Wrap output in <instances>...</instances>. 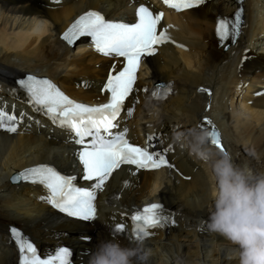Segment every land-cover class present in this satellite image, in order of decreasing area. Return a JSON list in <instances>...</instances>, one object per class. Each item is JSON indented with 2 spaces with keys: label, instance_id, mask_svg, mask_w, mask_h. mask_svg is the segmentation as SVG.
Listing matches in <instances>:
<instances>
[{
  "label": "bare ground",
  "instance_id": "6f19581e",
  "mask_svg": "<svg viewBox=\"0 0 264 264\" xmlns=\"http://www.w3.org/2000/svg\"><path fill=\"white\" fill-rule=\"evenodd\" d=\"M49 1L0 0V84L3 89L11 88L14 78L24 72L47 74L67 93L90 101L98 96L99 84L104 80L107 68L112 66L110 60L99 59L85 50L66 49L58 41V34L86 9L101 10L107 16L128 13L129 10L123 0H63L58 7H52ZM229 5L224 0H213L190 11L184 21L179 15L174 16L179 26L174 34L189 46V50L168 49L158 60L153 59L150 70L141 77L144 83H138L134 99L128 103L123 116L124 124L134 136L154 131L161 134L162 140L172 142L175 154L169 157L174 159L184 175L191 176L190 181L175 175L172 178L162 172L139 173V182L135 180L132 189L121 191L125 172L121 169L101 198L112 194L113 190L120 191L123 197L118 205H125L128 200L143 202L160 198L173 209H181V224L185 226L189 225V221H199L202 215L196 214L204 212L210 216L214 210L210 191L215 186V179L204 174L206 164L201 165L202 173L196 169V159L172 140L175 132L186 131L196 125L203 115L212 116L219 127L223 126L227 152L232 156L239 154V165L264 172V96L255 99L252 106L233 98L242 51L250 49L248 55L255 56L240 71L242 80L249 82L245 94L252 93L254 89L257 91V83L264 79V47L257 48L259 37L264 40V0H245L246 27L237 46L231 49L234 53H223L216 48L212 37L213 19L228 13ZM96 64L101 66L96 68ZM164 81L170 83L168 88L171 91L162 103L152 102L159 109V114L154 116L151 106L146 107L148 94L143 95L141 91L143 86L151 87L155 82ZM81 82L86 86L79 87ZM202 86L213 89L212 106L208 113L203 110L208 99L196 93V89ZM224 96L228 98L225 104L221 101ZM101 97L105 98V95ZM128 109L133 110L131 117L127 116ZM55 130L56 127L46 125L43 138L0 134V230L8 224H22L28 233L39 238H43V228L48 227L73 232L92 231L88 225L65 220L54 215L45 205L35 202L29 192L36 191L8 184L9 176L25 166L43 162L70 163L69 157H63L68 148L58 143L59 133ZM155 173L162 183L153 177ZM126 179L130 180L127 174ZM163 183L179 188L170 189ZM100 214L107 216L110 210L105 213L102 207ZM109 240L101 232L94 233L88 244L91 254L101 242ZM144 244L146 249L151 250L145 264H239L236 246L214 234L197 236L177 230L162 233L144 241ZM4 249L0 246V252ZM91 254L84 259L85 264H88ZM8 255L3 258V264H10L6 262ZM229 255L236 258L229 260Z\"/></svg>",
  "mask_w": 264,
  "mask_h": 264
},
{
  "label": "snow or ice",
  "instance_id": "6c2138e0",
  "mask_svg": "<svg viewBox=\"0 0 264 264\" xmlns=\"http://www.w3.org/2000/svg\"><path fill=\"white\" fill-rule=\"evenodd\" d=\"M204 2L205 0H163L165 5L176 11L193 8ZM136 17L138 19L134 23L109 22L99 12L89 11L80 16L63 35V39L69 44L82 36L91 37L98 53L106 57L121 58L120 69L113 67L102 89L110 94L107 103L98 106L78 103L65 95L51 81L31 75L26 80L18 82L20 87L26 90L35 110L43 111L55 125L66 130L76 144L84 146L79 153V160L85 173L83 179L95 183L90 186L91 190L77 187L74 183L76 177L62 175L54 167L47 165L28 168L13 180L42 185L48 193L46 197H42L44 202L70 217L84 221L94 220L97 191L103 190L106 182L121 166H135L136 171L170 167L164 154L153 146V136L147 137L145 146H139L129 142L126 138V129L114 132V129L119 127L125 101L134 92L137 71L143 58L153 56L158 51V46L171 40L167 29L158 32L163 13L154 14L149 7L141 5L136 11ZM235 19L236 23L232 25L231 33L228 19L219 20L216 32L221 40L226 41L230 35L237 34L239 13ZM152 95L160 98L159 91H154ZM132 114L133 110L128 109L127 116L131 117ZM5 121L8 122L7 125ZM17 122L14 114L10 115L0 109V128L15 133ZM207 124L212 125V121L208 120ZM209 135L211 144L224 151L220 134L214 126ZM86 138H90L87 143ZM161 211L160 204L151 203L131 216L137 240L149 237L150 229L163 226L167 217L161 215ZM117 231L123 232L124 225H117ZM10 232L18 245L20 264H70L71 253L67 248H60L54 256L41 259L36 247L22 237L20 230L10 226Z\"/></svg>",
  "mask_w": 264,
  "mask_h": 264
},
{
  "label": "clouds",
  "instance_id": "9594fccd",
  "mask_svg": "<svg viewBox=\"0 0 264 264\" xmlns=\"http://www.w3.org/2000/svg\"><path fill=\"white\" fill-rule=\"evenodd\" d=\"M164 97L159 98L162 103ZM151 114L158 115L152 99ZM173 142L203 164H210L215 186L211 196L214 210L206 222L210 233H215L236 246L239 264H264V172H255L247 165L234 162L231 153L213 148L209 131L192 127L174 133ZM135 246H121L114 241L101 242L91 254L88 264H145L151 250L144 240ZM229 260L236 258L232 255Z\"/></svg>",
  "mask_w": 264,
  "mask_h": 264
}]
</instances>
